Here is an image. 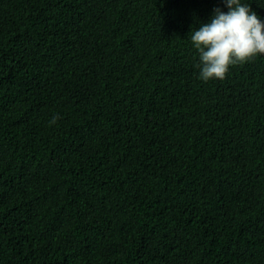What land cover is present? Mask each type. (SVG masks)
I'll return each instance as SVG.
<instances>
[{"label":"trees","instance_id":"1","mask_svg":"<svg viewBox=\"0 0 264 264\" xmlns=\"http://www.w3.org/2000/svg\"><path fill=\"white\" fill-rule=\"evenodd\" d=\"M216 8L0 0V264H264V54L200 79Z\"/></svg>","mask_w":264,"mask_h":264},{"label":"clouds","instance_id":"2","mask_svg":"<svg viewBox=\"0 0 264 264\" xmlns=\"http://www.w3.org/2000/svg\"><path fill=\"white\" fill-rule=\"evenodd\" d=\"M207 23L190 33L199 53L200 79L223 80L230 65L243 64L264 54V22L241 0H223ZM54 118L51 123H55Z\"/></svg>","mask_w":264,"mask_h":264}]
</instances>
